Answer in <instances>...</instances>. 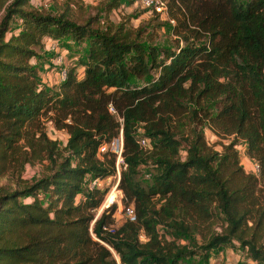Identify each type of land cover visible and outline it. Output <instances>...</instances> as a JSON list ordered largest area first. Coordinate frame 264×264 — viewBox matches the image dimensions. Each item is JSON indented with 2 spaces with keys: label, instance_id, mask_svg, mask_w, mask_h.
<instances>
[{
  "label": "trees",
  "instance_id": "trees-1",
  "mask_svg": "<svg viewBox=\"0 0 264 264\" xmlns=\"http://www.w3.org/2000/svg\"><path fill=\"white\" fill-rule=\"evenodd\" d=\"M163 1L183 42L175 49L146 44L106 15L79 22L68 7L0 0V177L48 161L32 183L0 187V264H116L112 252L123 264H196L194 256L208 264L211 251L234 241L246 260L264 264V0ZM45 36L84 44L80 77L69 69L54 87L39 81L29 60ZM44 117L66 133L61 148ZM203 127L241 138L258 173L237 166V141L221 154L208 149ZM120 130L117 188L134 220L115 225V203L94 217L105 191L86 184L114 175V155L97 148ZM143 165L153 172L141 176ZM213 216L219 232L190 240Z\"/></svg>",
  "mask_w": 264,
  "mask_h": 264
},
{
  "label": "rangeland",
  "instance_id": "rangeland-1",
  "mask_svg": "<svg viewBox=\"0 0 264 264\" xmlns=\"http://www.w3.org/2000/svg\"><path fill=\"white\" fill-rule=\"evenodd\" d=\"M30 4L38 10L48 11L57 9L63 10L65 7L69 8V13L75 16L76 21H81L87 16H94L97 14V8L104 5L110 0H29ZM140 0H130L127 3L125 0L120 1V5L111 8L106 14L104 11H100L98 15V20L107 16V20L113 23L121 22L124 27L128 28L132 34L137 33L141 37L142 41L146 44L153 45L155 47H168L170 49H175L182 45V40L172 34L171 27L175 24V20L170 21L166 14L157 13L151 8L144 7L140 5ZM1 15V13H0ZM105 20V19H103ZM14 20L11 21V25H14ZM49 40V41H48ZM55 41V40H54ZM44 51H38V57L31 58L29 64L36 66L37 76L40 82H44L48 87H54L56 83L59 82V69L64 68L66 70L74 69L75 73L79 74L81 68L78 67L79 55L83 53L85 49L84 44H80L79 47H69V44L62 41L58 43L57 48L55 47L53 54L48 52L47 46L53 42V40L47 36L43 38ZM65 49V50H64ZM69 49L67 52L66 50ZM43 50V49H42ZM61 54V64L56 63L55 56ZM75 57V58H74ZM77 57V59H76ZM44 131L49 139L56 140L60 145V148L65 143L67 135L62 130H56L49 119L44 117L43 120ZM203 138L208 149L214 150L219 154L222 153V146L227 144L229 141H237V154L235 155L237 166H240L244 173H251L250 167L252 161H256L254 158L250 157L245 151H243V143L239 138L233 134L225 136L224 138L215 135L208 127H203ZM178 158L183 160L185 157L184 149L180 148L178 152ZM230 159L231 156H230ZM149 164V163H148ZM48 161H35L33 163H26L23 169L8 170L3 176L0 177V187H6L13 189L17 187L20 182L32 183L34 180L48 173ZM150 170L153 172V168L148 165H143L140 167L139 174H146ZM116 182L115 177H108L100 184V189H103L106 193L111 191ZM120 192V191H119ZM112 193L109 192L107 197ZM122 196V194L120 193ZM121 196L115 199V210L113 213L114 224L119 225L124 220L123 205L121 201ZM28 200V199H27ZM157 198H153V203L158 206ZM107 202V201H105ZM98 209V208H97ZM101 210H96L94 212V217H96ZM221 220L219 217H211L208 221L199 223L198 229L199 234L191 236L190 240H194L199 244L202 237L205 238L209 233L219 232ZM159 233H163V227L157 226ZM139 241L143 242L145 237L143 232L140 231L138 234ZM184 242V241H183ZM180 242V243H183ZM237 242H233V246H222L217 250L211 251L209 257L206 259L208 264H244L247 259L243 250H240L237 246ZM238 249H235L237 248ZM188 260L199 263L197 257H189ZM252 262V261H251ZM251 264H258L257 262H252Z\"/></svg>",
  "mask_w": 264,
  "mask_h": 264
},
{
  "label": "built area",
  "instance_id": "built-area-1",
  "mask_svg": "<svg viewBox=\"0 0 264 264\" xmlns=\"http://www.w3.org/2000/svg\"><path fill=\"white\" fill-rule=\"evenodd\" d=\"M140 5L144 6V7H148L151 8L153 11L157 12V13H162V14H166L165 10V4L163 0H140ZM172 21V20H170ZM58 43L56 41H53L51 44H49L47 46L48 51H54L55 47L57 48ZM56 50V49H55ZM57 55L55 56V60L56 63L61 64V59H62V55L56 53ZM59 81H62L65 77V69L62 67L59 69ZM108 111L111 113H114V109L111 106H108ZM119 121H121V119H119ZM138 143L141 147L143 148H149V144H148V140L144 137H140L138 140ZM108 150L109 152H111L114 155V175L112 177L116 178V182L114 184V187L112 188V192H113V197L109 202H105L106 201V195L109 192H105L103 199L100 203V205L98 206V209L96 210H103L105 208H107L108 206H110L111 204H113V202H115V199L120 197V193L121 191L117 188V182H118V178H119V171L120 169L124 168L123 162H122V134H121V130L118 134V136L114 137L113 139H111V141L109 143H102L98 146L97 148V152L100 154L102 152H104L105 150ZM258 163L256 161H252L251 163V167H250V172L257 174L258 173ZM108 178V177H107ZM105 178V179H107ZM105 179H89V181L87 182V186L88 187H99L100 184L105 180ZM120 191V192H119ZM122 197V196H121ZM123 214L124 217L127 218L130 221L134 220V214H133V210L131 208V206H123ZM96 210H95V214H96ZM117 225V224H115ZM115 263L116 264H123L120 263L118 258L114 255V253L112 252ZM251 261H246L244 264H251Z\"/></svg>",
  "mask_w": 264,
  "mask_h": 264
},
{
  "label": "bare ground",
  "instance_id": "bare-ground-1",
  "mask_svg": "<svg viewBox=\"0 0 264 264\" xmlns=\"http://www.w3.org/2000/svg\"><path fill=\"white\" fill-rule=\"evenodd\" d=\"M112 197H113V192L107 197V202H109L111 199H112Z\"/></svg>",
  "mask_w": 264,
  "mask_h": 264
},
{
  "label": "crops",
  "instance_id": "crops-1",
  "mask_svg": "<svg viewBox=\"0 0 264 264\" xmlns=\"http://www.w3.org/2000/svg\"><path fill=\"white\" fill-rule=\"evenodd\" d=\"M32 5V4H31ZM49 41V40H48ZM78 67H80L81 69H82V66L80 65V66H78ZM81 71V70H80ZM78 77H80L81 76V73L80 74H78L77 75Z\"/></svg>",
  "mask_w": 264,
  "mask_h": 264
}]
</instances>
